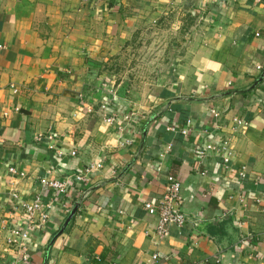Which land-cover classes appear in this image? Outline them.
I'll list each match as a JSON object with an SVG mask.
<instances>
[{"label":"crops","instance_id":"1","mask_svg":"<svg viewBox=\"0 0 264 264\" xmlns=\"http://www.w3.org/2000/svg\"><path fill=\"white\" fill-rule=\"evenodd\" d=\"M174 7L199 19V46L153 102L110 99L91 59ZM263 71L264 0H0V264L18 258L13 228L32 264H264ZM169 175L187 221L162 235L144 202ZM48 176L79 205L60 235L70 212ZM38 193L53 205L40 227L18 203Z\"/></svg>","mask_w":264,"mask_h":264},{"label":"rangeland","instance_id":"2","mask_svg":"<svg viewBox=\"0 0 264 264\" xmlns=\"http://www.w3.org/2000/svg\"><path fill=\"white\" fill-rule=\"evenodd\" d=\"M202 27L184 7H174L153 19L137 21L115 42L111 56L91 59L101 70V81L113 85L110 99L127 100L137 109L153 102L170 76L175 63L200 43ZM195 47V48H196Z\"/></svg>","mask_w":264,"mask_h":264},{"label":"built area","instance_id":"3","mask_svg":"<svg viewBox=\"0 0 264 264\" xmlns=\"http://www.w3.org/2000/svg\"><path fill=\"white\" fill-rule=\"evenodd\" d=\"M87 2H94L97 0H85ZM258 68H261L260 66ZM190 123V120H188ZM183 133L188 132V128H184ZM52 140L54 139V134L49 133L48 135H39L38 140ZM212 144H205L203 146V152L207 149H213ZM72 155H76V151H72ZM226 164L230 161L229 156L224 158ZM9 171L12 173H18L15 167H10ZM24 174L23 172H19ZM48 173H53L49 170ZM241 178H246V172L244 170L240 173ZM77 180H82L81 175H75ZM41 184L51 191H57L64 200L61 201V206L63 209L69 213L73 208V203L69 204L68 199H65L69 183L66 179L55 178V177H42ZM182 184L181 181L174 175L168 176V181L166 184V189L163 196L158 202L146 201L144 202V208L152 213L158 215V222L156 225V231L162 235H167L172 227L182 228L186 221L187 215L181 207L182 203ZM18 198L19 194L15 193ZM18 203L21 205L23 210L28 215L32 225L40 227L46 225L51 218V211L53 205L51 201L45 200L41 194H36L32 198L20 197ZM12 236L9 238V243L16 247L17 260L10 264H32L30 260V255L28 253L29 244L27 243V238L29 237V230L27 228H13L11 230ZM158 254L152 255L151 264H155L158 259ZM185 264H203L200 261L196 262H186Z\"/></svg>","mask_w":264,"mask_h":264},{"label":"water","instance_id":"4","mask_svg":"<svg viewBox=\"0 0 264 264\" xmlns=\"http://www.w3.org/2000/svg\"><path fill=\"white\" fill-rule=\"evenodd\" d=\"M264 76V71H263V73H262V75H261V78ZM260 78V79H261ZM259 81H257L256 83H255V85L258 83ZM254 85V86H255ZM79 208V205H75L74 207H73V209L70 211V213H69V215L67 216V218H66V220L64 221V223H63V225H62V227H61V229L59 230V232L57 233V235H60V234H62L64 231H65V229H66V227L68 226V224H69V222L72 220V218L74 217V215H75V213L77 212V209Z\"/></svg>","mask_w":264,"mask_h":264}]
</instances>
